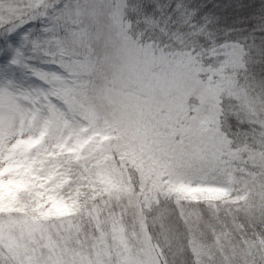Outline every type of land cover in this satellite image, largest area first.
Listing matches in <instances>:
<instances>
[{
    "label": "snow or ice",
    "instance_id": "1",
    "mask_svg": "<svg viewBox=\"0 0 264 264\" xmlns=\"http://www.w3.org/2000/svg\"><path fill=\"white\" fill-rule=\"evenodd\" d=\"M0 264H264V0H0Z\"/></svg>",
    "mask_w": 264,
    "mask_h": 264
}]
</instances>
